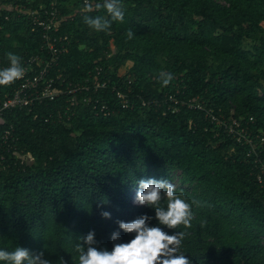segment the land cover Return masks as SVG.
<instances>
[{"label":"trees","instance_id":"16d2710c","mask_svg":"<svg viewBox=\"0 0 264 264\" xmlns=\"http://www.w3.org/2000/svg\"><path fill=\"white\" fill-rule=\"evenodd\" d=\"M85 1H58L57 15L67 18L58 26L68 52L53 71L68 82L90 77L91 84L96 76L109 83L78 94L69 117L65 95L5 112L16 152L33 160H11L0 170V250L23 247L42 251L53 264L61 257L79 264L75 248L90 231L95 246L108 251L112 233L119 232L118 243L134 238L117 221L146 215L149 226L169 235L185 231L159 225L154 209L132 203L140 180H164L177 171L188 190L176 192L200 202L192 205L180 254L192 264H264V185L255 181L245 148L217 133L201 111L163 116L162 109L140 105L179 91L182 98H200L216 116L252 117L251 130L264 135V0H121L124 20L113 21L107 32L84 23L85 15L110 19L103 8L85 13ZM48 3L0 0V70L10 66L8 53L22 63L44 54L40 30L21 12L36 10L47 19L40 8ZM162 71L174 74L167 87L158 80ZM17 85L0 86V102ZM113 87L128 94L129 108H120ZM83 97L112 111L97 113Z\"/></svg>","mask_w":264,"mask_h":264},{"label":"built area","instance_id":"2783aa9c","mask_svg":"<svg viewBox=\"0 0 264 264\" xmlns=\"http://www.w3.org/2000/svg\"><path fill=\"white\" fill-rule=\"evenodd\" d=\"M59 0H49L48 5L41 7L44 15H48L47 19H43L38 15L36 10H25L21 13L30 19L31 24L40 30L41 48L43 55H32L27 57L22 66L25 69L24 76L16 80L18 85L13 89L11 95L0 102V170L9 167L11 160L16 162H26L29 165L32 162L30 154H21L16 152L13 144L17 141L13 135L12 126H4L3 116L5 112L11 110L29 109L36 103H42L45 100H54L59 96L67 97L68 107L64 116H68V112H72L76 106V96L82 92L91 90L96 92L98 89L107 87L109 81H99L95 76L90 84V77L82 82H68L58 70L53 71L59 58L68 52V39L66 36L59 34L60 21H66L67 18L57 15V6ZM88 2V1H87ZM86 3V1H85ZM89 3V2H88ZM51 71L54 76H50ZM100 73V69H96ZM131 82L129 81L128 84ZM115 94L117 104L121 109H127L131 105L128 94L120 90L112 88ZM82 103L92 105V109L97 113H109L112 111L106 104L100 103L99 100H93L91 97H83ZM141 107L154 106L156 109H162L163 116L167 114H177L182 109L198 110L204 113L205 118L218 132H222L227 137L235 141V143L245 148V157L253 164V177L255 181L264 185V161L262 156L264 153V135L260 132L252 131L251 126L254 123L252 117L248 120H237L216 116L211 109H206L204 102L200 98H182L179 91L175 93L165 94L159 100L140 101ZM217 135V134H216ZM12 155V156H10Z\"/></svg>","mask_w":264,"mask_h":264},{"label":"clouds","instance_id":"9594fccd","mask_svg":"<svg viewBox=\"0 0 264 264\" xmlns=\"http://www.w3.org/2000/svg\"><path fill=\"white\" fill-rule=\"evenodd\" d=\"M105 9L110 19L104 16L90 17L84 16V23L96 32H107L111 28L113 21L123 22L124 9L121 0H103V3L95 5L86 0L83 11L90 12L93 8ZM128 40L134 36V32L129 29L126 33ZM7 59L10 66L0 70V86L11 85L16 80L24 76L25 69L22 66L21 57L8 53ZM174 79L171 72H160L158 80L163 87H167ZM166 200V207L162 202ZM102 204L106 201H101ZM135 205L148 206L155 211V219L159 225L168 229H177L181 225L185 231H175L169 235L163 231L162 227L149 226V216H141L131 222L117 221L118 227L125 233L135 236L127 243H118L119 232L111 235L114 242L111 251L98 249L95 245V232L90 231L82 237L83 244H78L75 251L79 254V264H192L189 258L180 254L182 241L188 235L187 229L191 228L193 219L192 205H199L200 202L193 200L187 201L182 192H176V186L169 180L142 179L138 182V190L132 197ZM109 212H101L104 219L110 218ZM0 261H7L9 264H53L45 258L44 253L30 252L23 247H16L13 251L0 250ZM57 264H66L61 257Z\"/></svg>","mask_w":264,"mask_h":264},{"label":"rangeland","instance_id":"374dc122","mask_svg":"<svg viewBox=\"0 0 264 264\" xmlns=\"http://www.w3.org/2000/svg\"><path fill=\"white\" fill-rule=\"evenodd\" d=\"M120 70L123 71V68ZM179 178H180V173L177 171L168 172L167 177H166L167 180H169L172 184H174L176 186V189L188 190V188L186 186L180 184ZM136 193H137V191L134 194L135 197H136Z\"/></svg>","mask_w":264,"mask_h":264}]
</instances>
